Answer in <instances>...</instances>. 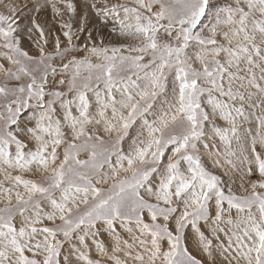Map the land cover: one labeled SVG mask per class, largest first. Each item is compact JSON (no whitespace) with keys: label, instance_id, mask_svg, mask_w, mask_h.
I'll return each mask as SVG.
<instances>
[{"label":"snow or ice","instance_id":"6c2138e0","mask_svg":"<svg viewBox=\"0 0 264 264\" xmlns=\"http://www.w3.org/2000/svg\"><path fill=\"white\" fill-rule=\"evenodd\" d=\"M0 264H264V0H0Z\"/></svg>","mask_w":264,"mask_h":264},{"label":"rangeland","instance_id":"374dc122","mask_svg":"<svg viewBox=\"0 0 264 264\" xmlns=\"http://www.w3.org/2000/svg\"><path fill=\"white\" fill-rule=\"evenodd\" d=\"M38 19H39V22L41 23V25L45 27L46 34H48L53 29L55 30V34H57V35L60 34L58 25H56L51 19V11L50 10H48L47 13L43 14ZM53 39H54V36H49V41H50V43L48 45L49 48H51V46H52L51 42ZM61 40H64V37L62 35H61ZM24 46L26 48H28L30 51H34V48L31 44V42L25 40Z\"/></svg>","mask_w":264,"mask_h":264}]
</instances>
